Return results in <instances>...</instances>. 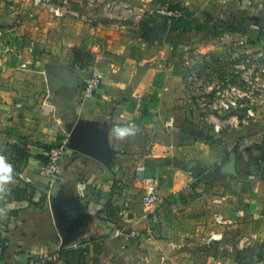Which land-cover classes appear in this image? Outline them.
Instances as JSON below:
<instances>
[{
    "label": "crops",
    "instance_id": "1",
    "mask_svg": "<svg viewBox=\"0 0 264 264\" xmlns=\"http://www.w3.org/2000/svg\"><path fill=\"white\" fill-rule=\"evenodd\" d=\"M30 1L0 0V156L13 167V180L0 184V264L32 258L38 264H159L162 256L169 264H243L253 249L260 250L257 264H264V105L247 120L241 111L204 108L194 93L219 66L228 84L241 83L237 66L247 55L264 54L261 15L251 17L244 0H212L230 5L223 13L228 20L214 19L199 32L203 24L190 17L189 30L174 33L167 19L152 26L166 27V37L145 39L146 48L113 29L98 28L90 37L80 25L58 29L56 38L51 24L42 29L35 11L27 10ZM226 27L227 47L209 41L199 48ZM158 42L165 46L151 56ZM169 48L181 63L163 62ZM57 70L80 85L52 92L49 73ZM94 73L103 78L101 88L83 104V85ZM117 125H132L135 133L117 139ZM77 136L104 154L93 158L72 149ZM64 141L69 147L51 187L41 171L46 147ZM232 155L237 174H221ZM188 171L215 176L187 191ZM149 178L159 184L158 233L128 240L121 231L147 224L141 196ZM19 188L26 189L23 201L14 199ZM69 194L80 196L86 214L71 244L86 248L61 251L65 224L59 225L53 199ZM58 252L59 262L41 261Z\"/></svg>",
    "mask_w": 264,
    "mask_h": 264
},
{
    "label": "rangeland",
    "instance_id": "2",
    "mask_svg": "<svg viewBox=\"0 0 264 264\" xmlns=\"http://www.w3.org/2000/svg\"><path fill=\"white\" fill-rule=\"evenodd\" d=\"M201 1H203L202 5L198 4L196 0H31L27 10L35 11L34 14L38 17L42 29H45L48 24H51L53 27L50 28L55 30L56 38L60 35L58 29L63 31L68 27V24L74 29L80 25V28L83 29L82 32L88 33L90 37L96 36L94 32H96L98 28L102 30L113 29L115 33L119 34L122 38L126 37L131 42L139 41V43L135 45L140 47L145 46L147 48L148 44L145 41L146 33L151 31L153 25H161L166 22L168 18L175 22H183L190 17H194V20H197L196 16H199L197 21L193 20V24L195 22L203 24L201 26H206L214 19H217L219 23L224 22L226 18L228 20V17L224 18L223 13L230 8V5L221 6L214 3L212 0ZM205 5H209V7H205ZM172 6H181V9L173 12L170 10ZM231 8H234L233 4ZM200 10H203L201 14ZM221 18H224L223 21ZM200 20H203V23ZM196 23L195 25H197ZM217 31L218 32L208 36L209 38L202 39L201 41L204 43L202 44L203 46L201 45L199 48H203L202 50L207 49L210 44L209 41H213V45L217 47H227L226 44L228 43H226L225 36L222 34L227 32L228 28H221ZM100 33L101 32L97 34ZM194 41L197 40L195 39ZM88 44L85 45V49L92 54L90 44ZM231 44L234 46L233 42H231ZM164 46L165 44L158 42L157 49L152 50L150 55L159 54ZM173 46L175 47V44ZM169 53L171 57H168L169 59L167 60L164 59V63L182 62V58H180L182 56H180L179 53L171 52L170 48ZM188 55H191V53H188ZM189 57V59L192 58L191 56ZM216 69L218 70L212 74V78L211 75L204 74V85H200L197 90L194 89L196 91L194 93L197 95L195 98H199L202 102H198V104H202L204 108L207 107V103H205L204 100L208 101V99H211L212 94H215V98H217L218 91H221L228 85L226 82L227 79L222 78L224 75L222 72L224 68L219 66ZM223 82L225 84H223ZM205 83L212 85L213 91H211V93L207 92L208 86H205ZM238 259L239 262H242L244 258L241 256ZM133 264H139V262ZM159 264H162V262Z\"/></svg>",
    "mask_w": 264,
    "mask_h": 264
},
{
    "label": "built area",
    "instance_id": "3",
    "mask_svg": "<svg viewBox=\"0 0 264 264\" xmlns=\"http://www.w3.org/2000/svg\"><path fill=\"white\" fill-rule=\"evenodd\" d=\"M247 8L251 17H260L264 9L263 0H248ZM237 69L242 72L240 84H228L221 91H218L214 103H211V99H208V101L203 100L207 103V106H214L215 111L223 113H231L234 110L241 111L244 113V117L249 120L255 116L256 107L264 105V54L259 53L257 55L247 56V58L237 66ZM102 82L103 78L98 73H94L85 81L80 94V100L83 104L91 101L95 97L96 93L101 88ZM211 91H213V87L208 86L207 92L211 93ZM220 129L221 126H216L217 131H220ZM68 147L66 141L54 146L48 153V160L41 169L44 177L49 180L51 187L56 184L55 180L60 172L61 164ZM24 180L30 183L29 179ZM201 183H203V179L198 173L188 171L185 188L187 191L194 190V188L200 186ZM158 188L159 184L156 179L149 178L145 181L141 203L147 224L143 230H123L120 232L121 236H124L128 240H138L143 237L144 234L147 236H155L158 233V226L161 221ZM82 197H85L84 193H82ZM215 222L218 225L224 224V221L218 216L215 217ZM212 238L218 240L221 237L213 236ZM76 248L85 249L86 246L70 244L66 247H62L61 251H71ZM60 259L61 253L58 252L54 255H46L42 257L41 261L55 263L59 262ZM37 262L36 259L32 258L28 264H38ZM161 262L162 264H169L170 259L166 256H162Z\"/></svg>",
    "mask_w": 264,
    "mask_h": 264
},
{
    "label": "water",
    "instance_id": "4",
    "mask_svg": "<svg viewBox=\"0 0 264 264\" xmlns=\"http://www.w3.org/2000/svg\"><path fill=\"white\" fill-rule=\"evenodd\" d=\"M244 2L247 4L248 0H244ZM247 8V7H245ZM261 21L262 26L264 28V9L262 11L261 15ZM157 30L159 32L155 34V37L162 41L167 35V28L158 27ZM163 31V32H162ZM71 80H74L71 75H69L66 72L61 71H53L49 73V86L51 91L65 89V88H74L80 85L78 82H70ZM77 138V144L72 146V149L80 151L85 153L86 155H89L93 158H99L100 150H96V144H94V147H87V145L83 142L81 137ZM102 153V152H101ZM104 154V153H102ZM195 164H191L189 170H192ZM221 174L224 175H236L237 169H236V156L232 155L227 162H225L224 166H222L219 170ZM58 200H61L60 204H58ZM83 207V208H82ZM53 208L56 210V215L59 221V225L62 227V224H65L64 227H62V234L63 241H62V247H66L70 245L74 240V237L78 234L80 229L82 228L83 219L85 214V208L82 205V200L80 199V196L77 195H68L65 198L59 197L57 199H53ZM245 260L243 261V264H257L260 262V250L259 249H253L246 251L244 253Z\"/></svg>",
    "mask_w": 264,
    "mask_h": 264
},
{
    "label": "clouds",
    "instance_id": "5",
    "mask_svg": "<svg viewBox=\"0 0 264 264\" xmlns=\"http://www.w3.org/2000/svg\"><path fill=\"white\" fill-rule=\"evenodd\" d=\"M117 139H124L135 133V127L132 125H117L113 129ZM13 180V167L8 163L5 157L0 156V184L8 183Z\"/></svg>",
    "mask_w": 264,
    "mask_h": 264
},
{
    "label": "trees",
    "instance_id": "6",
    "mask_svg": "<svg viewBox=\"0 0 264 264\" xmlns=\"http://www.w3.org/2000/svg\"><path fill=\"white\" fill-rule=\"evenodd\" d=\"M179 9H181V7H179V6H172L170 8V10L173 11V12L174 11H177ZM188 17H189V15H188ZM171 28H172V31L174 33L178 32L180 30H183L184 32H187L189 30L188 22L187 21H183V22H175V21H173ZM207 29H209V28H207ZM202 30L204 32V30H206V28L204 26H201V28L198 31L201 32ZM46 149H47L48 152H50L51 149H52V147H46ZM199 176H201L202 179L204 178V180H209V179H214L215 174L209 173V174H204V175H199ZM14 196H15L14 199L16 201H23V200H25L26 197H27V195H26V189L25 188H21V189L19 188L18 191L15 193Z\"/></svg>",
    "mask_w": 264,
    "mask_h": 264
},
{
    "label": "flooded vegetation",
    "instance_id": "7",
    "mask_svg": "<svg viewBox=\"0 0 264 264\" xmlns=\"http://www.w3.org/2000/svg\"><path fill=\"white\" fill-rule=\"evenodd\" d=\"M158 32H159V30H157V28L156 29L152 28L151 31L146 33V39L152 40V39L156 38L155 34H157Z\"/></svg>",
    "mask_w": 264,
    "mask_h": 264
}]
</instances>
